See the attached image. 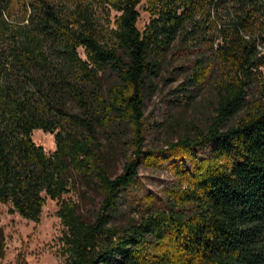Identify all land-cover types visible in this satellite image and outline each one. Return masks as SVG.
I'll use <instances>...</instances> for the list:
<instances>
[{"label":"trees","instance_id":"trees-1","mask_svg":"<svg viewBox=\"0 0 264 264\" xmlns=\"http://www.w3.org/2000/svg\"><path fill=\"white\" fill-rule=\"evenodd\" d=\"M140 6L0 0V205L38 222L58 201L66 264H264V0H146L142 28ZM103 10L117 13L107 27ZM173 48L197 56L192 85L216 74V108L205 130L147 152V89ZM106 70L116 81L104 96ZM70 100L81 115L66 111ZM96 124L129 135L115 177ZM34 130L54 134L56 151L36 145ZM141 165L167 166L178 184L160 209L116 225ZM70 168L100 193L91 222L62 199Z\"/></svg>","mask_w":264,"mask_h":264},{"label":"rangeland","instance_id":"rangeland-1","mask_svg":"<svg viewBox=\"0 0 264 264\" xmlns=\"http://www.w3.org/2000/svg\"><path fill=\"white\" fill-rule=\"evenodd\" d=\"M141 0L138 8V26L149 20V12ZM101 23L104 27L113 22L117 13L103 10ZM112 26V24H111ZM79 55L86 59L82 49ZM193 52L170 49L147 89L144 109L145 150H159L170 142L187 136L194 137L211 123L218 99L216 74L198 86L190 82L194 71ZM99 87L104 96L116 81L108 70L99 74ZM92 91L93 87L87 86ZM70 115H81V107L75 100L66 103ZM101 146V156L110 177L120 174L129 135L116 125L101 127L96 124ZM80 133V130H77ZM33 142L46 154L56 151L54 134L42 130L32 132ZM68 192L62 199L74 204L82 220L91 222L101 202L95 184L72 168L67 171ZM167 166L141 165L133 184L120 193L117 204L116 225L133 224L147 211L160 209L171 189L177 185ZM58 201L47 200L41 208L38 222L10 213L8 205H0V264H66L63 254L64 227L57 216Z\"/></svg>","mask_w":264,"mask_h":264}]
</instances>
